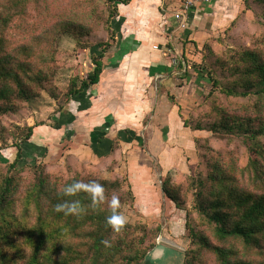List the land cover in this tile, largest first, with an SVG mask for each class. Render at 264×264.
<instances>
[{"label": "trees", "instance_id": "16d2710c", "mask_svg": "<svg viewBox=\"0 0 264 264\" xmlns=\"http://www.w3.org/2000/svg\"><path fill=\"white\" fill-rule=\"evenodd\" d=\"M40 1L0 0V116L18 109L15 98L25 101L31 95L33 83L29 81L33 74L40 80L39 71L26 60H15L4 48L10 29L24 17L27 8ZM108 1L115 5L129 0ZM244 2L252 7L264 5V0ZM97 45L100 47L101 43ZM104 51L94 56L92 73L81 79L79 86L73 83L69 95L81 96L98 82ZM212 51L208 39L200 50V62L191 65L196 77L208 83L207 92L183 124L193 131L247 133V141L240 153H227L226 159L224 154L215 158L216 150L208 139L195 138L199 153L197 172L208 171L203 175L205 179L194 175L185 190L165 176L161 190L176 208L185 210L188 208L182 193L193 190L195 216L187 212L185 226L190 244L184 264H264V60L259 52L244 51L243 65L237 63L230 71L234 79L227 81L219 72L223 60L213 59ZM177 67L182 69V63L178 61ZM183 73L185 76L187 71ZM226 99L234 102L228 104ZM214 116L217 120L212 119ZM36 126L26 128L22 142L31 138ZM117 139L112 143H118ZM20 157L18 148L8 168H14ZM65 169L70 172L76 167L67 164ZM34 172L33 182H28L23 176L0 171V264H138L156 246L160 224L127 223L116 232L107 223L114 193L120 197L118 211L124 204L134 202L131 185L128 183L127 190L123 188L124 178H86L76 170L66 180H52L42 165ZM74 179L98 180L105 187V200L92 207L87 193L64 196L63 186ZM66 199H79L85 210L79 215L57 212L55 205ZM105 239L110 245L103 243Z\"/></svg>", "mask_w": 264, "mask_h": 264}, {"label": "rangeland", "instance_id": "374dc122", "mask_svg": "<svg viewBox=\"0 0 264 264\" xmlns=\"http://www.w3.org/2000/svg\"><path fill=\"white\" fill-rule=\"evenodd\" d=\"M115 5L108 0H41L27 8L24 17L10 29L5 50H9L11 56L17 58L15 60H26L32 65L40 72V80L33 74V80L29 79L33 83L31 95L25 101L13 97L18 109L0 116V171L23 176L28 182H33L34 169L41 165L52 180H66L74 176L76 170L86 178H124L123 188L127 190L129 183L135 198L132 205L124 204L120 212L130 224H160V242L156 245L163 244L171 252L156 259L150 255L152 248L138 264H184L185 251L190 244L189 230L185 226L187 212L195 216L193 190L182 193L188 209H178L162 193L161 180L170 176L172 181L185 188L194 175L205 179L203 175L208 171L197 172L199 153L192 139H208L216 150L215 158L224 154L222 157L227 159V153L235 156L244 149L248 135L235 130H218L216 133L184 130L178 133L177 140L170 135L173 138L170 145L177 150V159L174 158L172 164L160 163L156 155L150 154L147 142L154 135L151 131H118V143H112L111 154L109 150L102 158L99 157L101 154L97 156L93 149L86 147L84 144L102 134L82 122V111L89 109L91 104L90 94L86 93L88 90L81 96L68 92L73 83L79 86L81 79L92 73L94 56L104 50L105 55L112 46L114 19L111 14L114 8L117 14V3ZM255 7L240 0V4L224 5L218 11L223 19L208 39L211 40L213 59L223 60L219 72L227 81L234 79L230 73L234 66L237 63L243 65L244 51L259 52L264 60V5L259 3ZM97 43H101L100 47ZM202 82L200 86L205 95L208 83L203 79ZM230 101L234 102L233 99ZM230 101L226 99V103L231 104ZM196 106L192 105L189 110ZM212 119L217 120L215 116ZM143 120L146 122L150 117L144 116ZM33 125L42 126L34 128L31 138L22 142L26 128ZM131 136L132 139H128ZM162 137L164 142L168 141V137ZM18 148L22 157L14 168L9 169ZM67 164H73L76 170L69 172L65 169ZM145 168L150 183L144 188L134 181V175L142 178ZM145 191H149L147 196Z\"/></svg>", "mask_w": 264, "mask_h": 264}, {"label": "crops", "instance_id": "0c3cea01", "mask_svg": "<svg viewBox=\"0 0 264 264\" xmlns=\"http://www.w3.org/2000/svg\"><path fill=\"white\" fill-rule=\"evenodd\" d=\"M179 2H117L112 46L101 59L98 82L87 89L89 109L81 110L82 122L102 133L84 144L97 156L101 154L100 158L109 153L118 131L145 130L154 134L147 142L150 154L156 155L160 163L172 164L177 159V150L170 145L172 137L177 140L179 132L192 131L184 126L183 119L191 106L200 102L204 88L191 65L200 62L203 44L223 19L219 13L221 6L237 5L240 0H214L197 6L189 13L185 30L178 28L172 16ZM178 61L182 69L177 67ZM144 116L150 120L145 122ZM163 135L168 137L167 142ZM135 180L145 188L150 183L148 169L145 168L142 178L134 175ZM145 192L147 196L149 191Z\"/></svg>", "mask_w": 264, "mask_h": 264}, {"label": "clouds", "instance_id": "9594fccd", "mask_svg": "<svg viewBox=\"0 0 264 264\" xmlns=\"http://www.w3.org/2000/svg\"><path fill=\"white\" fill-rule=\"evenodd\" d=\"M62 194L67 197H75L79 193L84 192L90 195L92 207L105 200V187L98 180H77L74 179L71 183L65 184L61 190ZM111 215L107 217V223L114 231L119 232L128 222V218L118 209L120 208V197L118 194H113L110 201ZM57 212H64L65 215H79L85 209L79 199H66L55 205ZM105 245H110V241L105 239Z\"/></svg>", "mask_w": 264, "mask_h": 264}, {"label": "built area", "instance_id": "2783aa9c", "mask_svg": "<svg viewBox=\"0 0 264 264\" xmlns=\"http://www.w3.org/2000/svg\"><path fill=\"white\" fill-rule=\"evenodd\" d=\"M214 0H180L178 9L172 14L177 26L180 30H185L188 27L189 13L199 5L211 4ZM156 242H160V236Z\"/></svg>", "mask_w": 264, "mask_h": 264}, {"label": "water", "instance_id": "95a60500", "mask_svg": "<svg viewBox=\"0 0 264 264\" xmlns=\"http://www.w3.org/2000/svg\"><path fill=\"white\" fill-rule=\"evenodd\" d=\"M170 253L171 252H170L168 247H165V245H163V244H158L153 248L150 255H151V257H154L156 259L157 258L162 259V258L166 257L167 255H170Z\"/></svg>", "mask_w": 264, "mask_h": 264}]
</instances>
